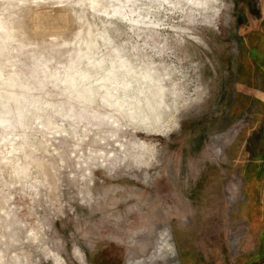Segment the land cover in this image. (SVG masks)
I'll return each mask as SVG.
<instances>
[{
  "label": "rangeland",
  "instance_id": "1",
  "mask_svg": "<svg viewBox=\"0 0 264 264\" xmlns=\"http://www.w3.org/2000/svg\"><path fill=\"white\" fill-rule=\"evenodd\" d=\"M262 22L264 0H0V83L31 88L57 123L3 114L0 264H55V254L128 264L169 231L172 250L149 264H264L258 184L243 171L261 127L237 88ZM88 30L95 58L123 56L158 76L171 125L138 132L100 100L92 113L66 99L46 73L66 74ZM21 100L24 111L40 106ZM123 144L144 145L145 162Z\"/></svg>",
  "mask_w": 264,
  "mask_h": 264
},
{
  "label": "bare ground",
  "instance_id": "2",
  "mask_svg": "<svg viewBox=\"0 0 264 264\" xmlns=\"http://www.w3.org/2000/svg\"><path fill=\"white\" fill-rule=\"evenodd\" d=\"M7 31L10 33L8 29ZM91 36L90 30H88L87 39L83 42L84 48L74 51L70 62L65 67L66 74L63 77L57 76L56 73H49L50 71L46 73L48 78L58 81V84L62 86L66 99L74 100L82 108L88 105L86 108L92 113L96 111L90 109L89 106L100 100L101 104L99 105L106 110V113L113 111L120 112V114L123 113L128 123L138 132L154 131L157 133L161 128L171 125L173 123L172 118L165 122L162 120L163 114L171 109V105L164 99L165 87L163 88L158 83L156 78L158 76L156 75L155 77L152 72L142 70L139 64L136 65L132 60L124 59L123 56H116V59H108L105 55L95 58L94 53L98 48L97 43L92 40ZM101 38L104 37L102 36ZM0 48H3V46H0ZM3 81V84L0 83V108L3 109L0 112V123L4 121L3 114L16 112L17 121L19 119L26 121L32 117L42 118L45 119L46 125L57 128V123L55 124L45 117L47 105L41 99L34 98V96L29 94L31 88L29 89L25 84L19 83L11 77ZM32 88L34 89V87ZM21 97H25L31 103L38 102L40 104L38 110L33 111L27 108L24 111L25 105L22 103ZM215 148H220L217 143H215ZM123 150L137 164H141L146 160L147 149L142 144H133L130 148L124 146ZM131 150H134V153H131ZM160 235L161 237L157 241V247L154 252L150 253L146 258L129 260L127 263L149 264L158 258L163 259L166 255L165 252H167L166 249L171 251L173 247L169 243L170 231L167 233L163 232ZM79 259L84 262L80 255ZM60 260V257L55 254L53 257L54 263L62 264Z\"/></svg>",
  "mask_w": 264,
  "mask_h": 264
},
{
  "label": "crops",
  "instance_id": "3",
  "mask_svg": "<svg viewBox=\"0 0 264 264\" xmlns=\"http://www.w3.org/2000/svg\"><path fill=\"white\" fill-rule=\"evenodd\" d=\"M260 24L255 30L251 31V41H250V58L245 62L243 66L245 68L241 69V75L238 88V96L243 101V105H240L241 109H247L248 106L251 108V118L259 120V126L261 127V135L257 138L255 143L251 144V156L248 161L243 162L244 178L246 182L254 183L257 182L264 184V178H261V173L264 172V22ZM253 166H256L255 169ZM250 173L251 175H246ZM260 176V177H259ZM257 186V185H256ZM251 187V191L254 192V206L257 209L255 214L264 215V211L260 207L262 203L264 204V195L260 194L259 185L256 187ZM258 197V198H256ZM257 200V201H255ZM249 211V209H248ZM255 215L250 221L251 226H255L260 220ZM264 221V218L262 222ZM191 264H197L192 262Z\"/></svg>",
  "mask_w": 264,
  "mask_h": 264
},
{
  "label": "flooded vegetation",
  "instance_id": "4",
  "mask_svg": "<svg viewBox=\"0 0 264 264\" xmlns=\"http://www.w3.org/2000/svg\"><path fill=\"white\" fill-rule=\"evenodd\" d=\"M261 184H262V182H261ZM258 185H259V183H258ZM259 187H260V186H259ZM256 198H257V197H256ZM255 201H257V200H255ZM253 202H254V201H253ZM258 204H259L258 207H259L260 209H264V204H263V203H262L261 207H260V203H259V202H258ZM255 210H256V212H257L256 207H255ZM256 212H255V213H256Z\"/></svg>",
  "mask_w": 264,
  "mask_h": 264
}]
</instances>
